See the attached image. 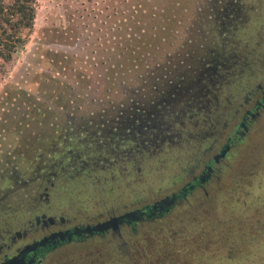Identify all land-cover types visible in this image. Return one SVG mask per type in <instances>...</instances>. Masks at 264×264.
<instances>
[{
	"label": "rangeland",
	"instance_id": "obj_1",
	"mask_svg": "<svg viewBox=\"0 0 264 264\" xmlns=\"http://www.w3.org/2000/svg\"><path fill=\"white\" fill-rule=\"evenodd\" d=\"M207 4L210 19L197 21L199 35L189 60L196 73L202 70V57L217 66L204 109L182 115L178 123L153 120L149 142L167 132L176 138L175 145L112 164L113 153L104 150L100 139L132 130L138 111L116 83L103 98L96 90L98 80L104 72L106 80L115 82L128 77L117 74L122 62L118 41L136 37L137 56H146L164 37L158 26L169 17L171 5L150 0L140 6L139 17L145 20L117 35L120 10L126 12L121 0H35L23 48L9 61L0 59V220L18 226L38 207L36 197L44 187L51 188V210L90 220L178 188L192 166L193 173L199 171L201 152L231 131L245 90L264 80V0ZM155 11L160 16L150 19ZM189 74L184 68L178 72L185 87L192 84ZM76 93L80 103L73 99ZM25 102L42 115L26 116ZM56 104L66 105L70 115ZM128 138L135 143L134 136ZM219 170L206 185V195L196 190L168 216L137 226L135 233L123 236L122 248L110 238L94 239L67 245L42 264H264V110L220 161Z\"/></svg>",
	"mask_w": 264,
	"mask_h": 264
},
{
	"label": "trees",
	"instance_id": "obj_2",
	"mask_svg": "<svg viewBox=\"0 0 264 264\" xmlns=\"http://www.w3.org/2000/svg\"><path fill=\"white\" fill-rule=\"evenodd\" d=\"M192 1L165 0L171 5L168 13L169 17L168 20L163 18L162 24L158 26V30L164 37L157 38L156 44L148 50L149 52L147 51L146 56H137L139 50H136V48L139 45L134 43L136 37L118 41L119 46H121L119 52L122 62L121 67L117 69V74L119 73L118 77L121 75L128 77L125 80L121 79L115 82L113 77L106 80L107 74L104 72L102 78L98 80L96 90L99 93L103 92L104 98V96L113 93L115 83L120 85L124 92L130 95H128V100L131 102V107L135 106V111H138V113L134 114L132 130L127 129L123 133H116L114 130L115 132H111L100 139L104 141L101 144V146H104V150L109 155L113 153L108 162L114 164L116 159H122L126 162L127 158L131 156H135L138 160L140 157L145 158V156L160 149L167 150L168 145H175L176 138H172L166 132L157 134L152 140L153 143L149 142L148 132L154 131V128L150 127V123L155 119L163 118L167 119L169 123H178V119L182 115L189 117V115H195L201 109H204L202 105L209 95V91L206 90L212 84V74L217 66L214 61L202 57L200 59L201 62L204 61L202 70L198 73L191 70L189 60H192V56H194L193 52L196 46L194 42L199 35L197 33V21L210 19L207 0H201L197 5L193 4ZM204 1L205 3H202ZM149 2L150 0H121V6L125 8L126 12H123V14L120 10L117 35L122 34L127 28L134 29L140 20L141 22L145 20L143 16L139 17L141 14L140 6L148 5ZM34 4L35 0H7V2L0 0V59L2 61H9L17 51L23 48L27 34L33 25ZM148 16L150 19H155L160 15L159 12L155 11L151 15L155 16L154 18ZM166 23L171 24L172 27L168 28ZM152 33L156 35V32ZM139 36L142 37L143 35L138 34L137 37ZM131 42H133V47L129 46ZM147 56H150V62L146 64L147 61L144 62V59ZM127 62L130 63L127 65ZM183 68L191 74H189V80L192 81V84L187 87L183 85V76L178 75V72ZM174 76H177L176 80L173 79ZM152 93H154L153 100L149 97ZM54 97L57 101L60 99L58 95ZM73 99L80 103L82 96L76 93ZM108 99L110 102L111 97ZM25 100L28 102L27 98ZM25 104L26 116L42 115L41 111L37 112V107H33L26 102ZM151 106H153L152 112L157 109L153 114L148 111ZM55 108H59L60 112H66L67 115H70L71 111L67 110V106L64 104H56ZM55 108L53 107L52 112L57 113L58 109ZM72 112L75 113V111ZM146 124H148V127L145 126ZM130 136L135 137V143H128L130 141L128 137ZM124 142H127V144H122ZM96 143L100 144V142ZM128 162L133 163L131 160Z\"/></svg>",
	"mask_w": 264,
	"mask_h": 264
},
{
	"label": "flooded vegetation",
	"instance_id": "obj_3",
	"mask_svg": "<svg viewBox=\"0 0 264 264\" xmlns=\"http://www.w3.org/2000/svg\"><path fill=\"white\" fill-rule=\"evenodd\" d=\"M263 110L264 80L258 83L255 88L245 90L234 109L236 121L232 124L231 131L222 140H213L201 152V157L196 165L197 167L200 166L199 171L193 173L194 166H192L189 168L191 175L186 182L150 201L128 208L123 207L120 210L98 213L90 220H78L74 216H64L53 209L51 210L52 206L48 202L51 188L50 186L44 187L36 197L38 207L28 211L18 226L15 227L12 222L0 220V264L10 259L12 264H42L49 254L58 252L67 245L82 244L101 238H110L116 242L117 248H122L123 236L135 233L137 226L168 216L174 207L184 205L187 198L196 190L202 195H206V185L213 176L217 177V173L220 171V161L228 155V152L235 145L242 142L254 120ZM218 143L220 144L218 145ZM217 146L218 148H215ZM222 151L223 154L220 155ZM171 194H179V196L160 210L158 208L149 210L153 202ZM143 207H146L144 208L147 209L146 213L136 214L135 218L122 220V222L117 223L116 230L109 228L102 232L90 234L77 230L86 225H93L106 220L110 216H117L130 210L143 209Z\"/></svg>",
	"mask_w": 264,
	"mask_h": 264
},
{
	"label": "water",
	"instance_id": "obj_4",
	"mask_svg": "<svg viewBox=\"0 0 264 264\" xmlns=\"http://www.w3.org/2000/svg\"><path fill=\"white\" fill-rule=\"evenodd\" d=\"M223 154V151L221 152L220 155ZM179 196V194H171L170 196H165L163 198H160L159 200L153 202L152 205H150L149 210H154L156 208H158L159 210L162 209L164 206L169 205L174 199L175 197ZM146 207H143V209H135V210H130L127 212H124L120 215L117 216H110L108 219L103 220L101 222H97L93 225H86L83 228H78L77 230H81L82 232H86V233H92V232H102L105 231L107 229H112V230H116L117 229V223L122 222V220L126 219H132L135 218L136 214H144L146 213L147 209H144ZM12 260H8L2 264H12L11 263Z\"/></svg>",
	"mask_w": 264,
	"mask_h": 264
}]
</instances>
